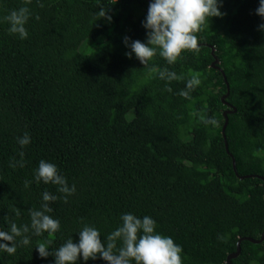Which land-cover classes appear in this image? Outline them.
Masks as SVG:
<instances>
[{
    "label": "trees",
    "instance_id": "obj_1",
    "mask_svg": "<svg viewBox=\"0 0 264 264\" xmlns=\"http://www.w3.org/2000/svg\"><path fill=\"white\" fill-rule=\"evenodd\" d=\"M149 3L0 0V228L8 229L5 218L29 224V209L39 207L44 191L57 195L50 215L60 221L56 233L32 237L13 255L0 252V264H53V257L38 256L37 242L55 250L69 237L78 240L83 224L94 225L103 241L128 212L152 217L156 231L181 246L182 264H227L240 239H261L264 187L253 177L264 178L258 0H221L224 15L197 33L198 51L182 52L171 65L157 54L152 72L126 58L122 44L124 36L145 39ZM21 6L32 13L23 40L8 33L3 19ZM101 6L110 23L95 14ZM164 69L183 79L166 83L159 78ZM193 75L201 84L191 98L180 97ZM225 111L231 113L223 137ZM205 115L217 124L205 127ZM25 132L31 136L25 165L9 167ZM41 159L75 184L66 203L54 185L33 181L25 189ZM240 246L232 264H264V241Z\"/></svg>",
    "mask_w": 264,
    "mask_h": 264
},
{
    "label": "clouds",
    "instance_id": "obj_2",
    "mask_svg": "<svg viewBox=\"0 0 264 264\" xmlns=\"http://www.w3.org/2000/svg\"><path fill=\"white\" fill-rule=\"evenodd\" d=\"M221 7V0H150L147 13L141 22L145 30V39L131 40L124 36L122 44L126 49L125 57L135 58L149 72L156 70L150 61L157 54L169 65L174 64L182 52L198 51L197 33L205 24L209 25L212 18L224 15L220 11ZM107 11L106 7L101 6L95 14L110 23L111 16L107 15ZM255 15L262 21L258 24L257 30L264 33V0H258ZM30 17L32 13L26 6L10 10L3 17L8 24V33L18 36L21 40L26 39L28 37L26 25ZM159 78L166 83L183 79L176 72L167 69L159 72ZM200 84L201 79L198 75H193L184 81V88L177 94L189 99ZM164 90L172 92L167 86ZM200 119L205 127L217 124L213 117L207 115ZM16 143L20 149L17 153L19 159H10L9 167L23 168L25 165L23 149L31 143V136L25 132L16 138ZM33 181L56 186V191L61 194L59 198L65 203L76 192L75 184L68 183L56 164L44 159H41L33 170L32 180L24 182L25 189ZM57 199V195L44 191L39 207L29 209V224L18 226L15 221L5 218L8 229L0 228V252L13 255L18 246L30 245L32 237H40L43 233L51 235L59 231V219L50 215L53 211L50 204ZM120 221L121 223L104 237L103 241L100 231L94 225L83 224L75 242L69 237L51 251L47 242H37L34 249L41 259L53 257V264H77L78 260L87 262L98 258L106 264H182L181 246L170 236L156 231V221L152 217L148 215L138 217L128 212L121 214Z\"/></svg>",
    "mask_w": 264,
    "mask_h": 264
},
{
    "label": "water",
    "instance_id": "obj_3",
    "mask_svg": "<svg viewBox=\"0 0 264 264\" xmlns=\"http://www.w3.org/2000/svg\"><path fill=\"white\" fill-rule=\"evenodd\" d=\"M211 48H212V54L214 55L215 49H214V47H211ZM217 64H218V60L215 59L214 62H213V64H212V67H214L216 69H219L217 67ZM223 77H224V80L226 82V78H225L224 74H223ZM227 89H228V86H227ZM228 95H229V92H227V94L222 98V101L225 104H226L225 99L228 97ZM229 113H231V111H225L224 114H223V116L225 118V124H224L223 130H222L223 137H225V129H226L227 125H228V117L227 116H228ZM226 149H227V146H226ZM233 168H234L235 173L238 175L237 170H236V162H235L234 159H233ZM247 177H251V176H246V177H241V178H247ZM253 177H257V178L261 179L263 181V187H264V178L263 177H260V176H253ZM244 240H249V241H251L253 243L259 244V243H261V242L264 241V232H263L262 237H261L260 240H254L252 238H242V239H240L239 242H238V244H237V250H236V252L233 253V254H230L227 257V264H232V260L235 259V258H237L240 255V253H241V246H240V244Z\"/></svg>",
    "mask_w": 264,
    "mask_h": 264
}]
</instances>
